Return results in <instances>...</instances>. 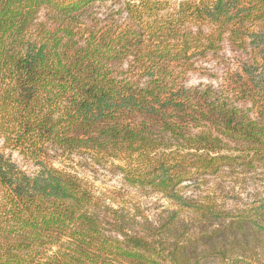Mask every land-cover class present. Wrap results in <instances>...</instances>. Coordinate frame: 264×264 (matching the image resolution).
<instances>
[{"label": "trees", "instance_id": "16d2710c", "mask_svg": "<svg viewBox=\"0 0 264 264\" xmlns=\"http://www.w3.org/2000/svg\"><path fill=\"white\" fill-rule=\"evenodd\" d=\"M224 45L222 86L187 85ZM0 139L35 165L0 151V264H261L264 197L200 189L264 167V0H0ZM52 151L169 204L151 221Z\"/></svg>", "mask_w": 264, "mask_h": 264}, {"label": "rangeland", "instance_id": "374dc122", "mask_svg": "<svg viewBox=\"0 0 264 264\" xmlns=\"http://www.w3.org/2000/svg\"><path fill=\"white\" fill-rule=\"evenodd\" d=\"M115 4L112 5L110 1L107 3H95L92 11L98 15H103L109 11L110 6H119L118 3ZM234 54L227 45H224V48L216 57H207L196 64L197 69L188 74L186 84L189 86L211 85L215 88H220L227 67L235 66L236 62L240 60ZM0 151L20 168L28 171L35 169V165L19 153L18 150L3 146L1 139ZM50 154L57 158L55 162L59 164L68 163L73 166L81 175L94 183L97 191H113L114 194H117L120 202L130 206L135 204L139 207L140 212L151 221H155L162 208L169 204L168 200L159 193L128 186L122 181L121 175L110 163L99 164L89 154H84L83 156L71 155L69 160L67 158L62 160L63 158L58 154L54 155V151L50 152ZM225 179L222 184H215L214 181H211L207 186H202L200 191L205 192V190L215 188L216 196L221 201L227 202L226 204L229 206H233L239 199L251 201L254 198L264 197V167L251 170L238 168L232 172L231 177L228 176ZM256 253L260 255L261 264H264V248H261V251H256Z\"/></svg>", "mask_w": 264, "mask_h": 264}]
</instances>
